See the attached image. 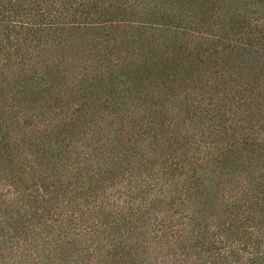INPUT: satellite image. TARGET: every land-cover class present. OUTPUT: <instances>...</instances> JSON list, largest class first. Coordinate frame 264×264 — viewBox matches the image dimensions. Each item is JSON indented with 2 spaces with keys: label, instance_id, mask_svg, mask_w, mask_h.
<instances>
[{
  "label": "trees",
  "instance_id": "1",
  "mask_svg": "<svg viewBox=\"0 0 264 264\" xmlns=\"http://www.w3.org/2000/svg\"><path fill=\"white\" fill-rule=\"evenodd\" d=\"M256 3L0 0V264H264Z\"/></svg>",
  "mask_w": 264,
  "mask_h": 264
},
{
  "label": "rangeland",
  "instance_id": "2",
  "mask_svg": "<svg viewBox=\"0 0 264 264\" xmlns=\"http://www.w3.org/2000/svg\"><path fill=\"white\" fill-rule=\"evenodd\" d=\"M255 7V8H254ZM253 9H255V12H258V16H264V12H263V9H262V6L258 3H256V5H254L252 7ZM261 18V17H260ZM263 121H261L262 123ZM257 136L260 138V139H263L264 138V132H261L260 130L257 132ZM163 262V261H161ZM159 264H175V263H170L168 260L165 261L164 263H159Z\"/></svg>",
  "mask_w": 264,
  "mask_h": 264
}]
</instances>
